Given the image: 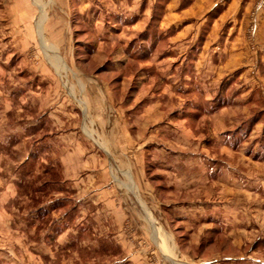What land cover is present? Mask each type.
I'll use <instances>...</instances> for the list:
<instances>
[{"label": "rangeland", "instance_id": "rangeland-1", "mask_svg": "<svg viewBox=\"0 0 264 264\" xmlns=\"http://www.w3.org/2000/svg\"><path fill=\"white\" fill-rule=\"evenodd\" d=\"M241 1L249 2L242 35L247 51L255 58L260 51L264 0ZM67 2L0 0V264H228L222 260L252 253L264 261V66L259 59H253L251 79L237 83L235 75L222 81L214 96L215 106L195 93L191 103H186V108L198 106V118L209 107L215 111L225 108L218 116L191 118L186 127L175 120L166 124L165 117L176 102L186 99L168 93L167 100L171 101L157 108L156 130L147 131L146 137L151 133L154 139L153 149L138 144L142 133L110 129L107 120L101 124L103 129L99 124L94 129L83 126L76 135L98 153L93 157L103 159V172L88 170L89 161H79L80 178L64 180L61 169L49 160L45 144L56 135L73 137L75 130L58 129L59 124L53 129L45 122L42 131L37 129L33 122L36 112L20 110L19 86L28 83L23 91L27 88L33 100L37 65L48 64L57 74L69 72L60 47L70 48L71 36L64 26L62 32L57 26L65 20L62 10ZM166 2L157 0L156 9L162 11ZM194 2L183 0L179 12ZM228 2L217 0V5L227 8ZM70 5L73 45L79 51L74 58L82 62L83 72L108 75L116 103L120 100V75L136 74L142 66L117 65L127 57L119 50L121 46L106 43L100 49L105 55L94 57L98 63L86 65L94 59L87 48L98 47L97 37L91 23L85 22L78 0ZM113 20L105 16L99 27H105L106 22L107 27L120 29ZM159 20L151 23L150 41H160ZM145 30L129 37L127 49L134 47L137 55L151 50L146 42L150 33ZM149 84L157 93L163 91L164 85L156 78L145 85L132 81L129 93L137 86L147 90ZM43 88L39 87L40 91ZM43 92L39 95L44 96ZM148 116L152 119L151 114ZM19 117H29L28 129H21ZM123 132L129 137L127 142ZM25 135L28 140H24ZM149 154L162 155L155 158L169 156L167 162H160L176 167L173 174H167L176 181V191H166L158 173L166 174L150 166ZM133 170L144 174L142 182L135 181ZM82 195L87 201L81 205ZM107 198H112L119 226H114L113 217L107 215Z\"/></svg>", "mask_w": 264, "mask_h": 264}, {"label": "crops", "instance_id": "crops-1", "mask_svg": "<svg viewBox=\"0 0 264 264\" xmlns=\"http://www.w3.org/2000/svg\"><path fill=\"white\" fill-rule=\"evenodd\" d=\"M67 1V7L62 10L65 20L60 21L57 26L61 28V32L64 26L65 31L68 30L71 36V47L68 49L60 47L65 51L64 58L69 72L57 74L48 64H43L44 67L37 65L35 68L38 72L35 74L37 76H35L37 78V85L35 84L37 89L32 91L34 94L33 100L36 97L34 103L30 99L29 90L26 88L23 91V87L28 86V83L27 85L22 83L19 86L21 89L19 96L20 110L25 113H29L30 110L36 112L37 118L33 122L37 129L41 127L42 122H45V124L49 123L53 129L59 127L58 129L64 131L75 130L72 133L74 134L73 137L60 138L56 135L52 137L54 139H49L48 144H45L49 160L61 169L60 175L64 180L75 179L76 181L80 178L82 170L80 168L82 167L80 164L76 165L79 161H89L88 170H94L98 174L103 172L101 163L103 159L93 157L98 153H94L93 147L92 150L89 148L90 143V145L87 144L84 139L76 135L78 134L76 131L80 132L83 126L90 127L91 125L94 129V127H98L97 124H104L103 122L107 120L110 129H131L138 135L142 133L138 144L147 147L148 150L153 149L154 139L151 137V133L146 137L147 131L156 130L155 127L158 124L157 114L160 113L159 110L163 107L162 104L165 105L171 101L167 100L168 93H175L186 99H183V102H176L177 104L165 117L166 124L175 120L183 122L186 127L191 118H198L199 108L197 105L186 108L187 104L191 103L190 98L193 97L194 93L200 98L205 97V100L211 106H215L213 104L214 96L224 79L227 81L236 75L235 81L242 83L251 79L250 67L254 61L259 59L260 64L264 66V21L258 38V44L260 45L258 57H256L257 55L255 58L250 56L243 40L242 33L245 27L243 20L247 17L249 2L242 4L241 0H230L227 8L223 7L225 8L223 9L222 7L219 8L217 0H195L191 8L179 12L183 0H168L162 11L156 9L157 0H109L112 2L111 5H105L99 0H81V2L78 0L85 22L91 23L89 24L92 25L90 29L94 31L93 33L97 37L98 47L92 50L90 57L94 58L96 55L101 54V45H104V43L118 44L121 46L119 50H121L122 55H126L127 59H120L117 63L115 62L117 65L119 63L122 68H128V64L131 63L141 64L140 66H142L136 71V74H128L122 78L120 75L117 80L120 100H116L115 103L114 92L111 87L113 85H110L108 75L105 72L85 73L80 66L82 62L74 58L79 51L73 45L74 25L71 21L73 11L72 5H70L72 0ZM245 4L247 5L245 6ZM93 7L95 9H92ZM105 16L107 18L112 17L116 24L121 25L120 29L113 30L114 27H109V22L107 23L108 27L105 22V27L101 29L99 26H101ZM156 18H160L158 22V32L161 35L159 42L150 41L153 37V34L150 33L153 27L151 23ZM56 27H54V30ZM145 29H147V33H150L146 42L150 44L151 50L146 55H137L134 47L127 49L129 37L137 34V32H144ZM25 49L27 51V48ZM20 51L22 55L23 48H20ZM23 55L22 57L25 58ZM104 55L102 53L101 58ZM21 60L24 61L22 58ZM92 62L98 63L95 58L83 63L93 65ZM156 78L164 85L163 91L157 93L154 85L149 84L147 90L142 89L141 86L134 89L133 86V93H129L130 88H132V81H135L138 85L142 81L145 85ZM39 87H44L43 89L46 91H40ZM41 92L44 93V96L39 95ZM243 93L237 94L235 100L239 101L238 99L241 98ZM128 98H132V100L128 101ZM163 99L164 102L161 103ZM110 108L111 110H109ZM223 109L215 111L214 108L209 107L208 111L198 119L215 114L218 116ZM112 110L114 111L110 113ZM149 114L152 115V119L151 116H148ZM174 114L178 117H174ZM19 118L21 129L23 126L28 129L29 117L26 119L25 117ZM58 124L60 126L57 127ZM161 126H163L162 123ZM44 127L43 125L40 131ZM100 127L103 129L102 125ZM124 135L127 142L129 137L127 133ZM82 136L83 134L80 135V137ZM25 137L24 140L29 139L28 135H25ZM142 137L143 139H141ZM212 138H217V135ZM64 140L68 141L64 142ZM212 142L215 143L214 140ZM71 145L74 146V149H70ZM37 146L39 147L40 144H37ZM149 153L152 154L153 152L150 151ZM86 154L91 155V157L85 159ZM150 154L149 159L152 162L150 166L158 172L164 171V174H166L161 175V173H158L160 174L158 178H160L161 183L166 186L164 188L168 189L166 191H173V188L176 191V181H171L172 177L167 175L169 172L173 174L176 167L160 162L161 159H164V163L167 162L169 156L164 155L163 158H155L162 157V155L154 154L151 156ZM26 158L27 155L21 159L22 162ZM94 161L95 165L93 164ZM132 172L135 181L142 182L144 174L141 175V172L135 170ZM104 194L107 195V193ZM107 200L106 204L109 205L110 209V213L107 215L113 217L114 223L112 224L114 226H119L116 218L117 213L113 211L112 198H107ZM86 201L87 199L82 195L79 203L82 205ZM222 261H226L228 264H264V261L256 257L255 253L240 257H229Z\"/></svg>", "mask_w": 264, "mask_h": 264}, {"label": "trees", "instance_id": "trees-1", "mask_svg": "<svg viewBox=\"0 0 264 264\" xmlns=\"http://www.w3.org/2000/svg\"><path fill=\"white\" fill-rule=\"evenodd\" d=\"M87 52L88 53H91L92 52V50H90L89 48H87ZM59 206H61V205H59ZM57 207V206H56ZM39 217H41L42 218V214H40V216Z\"/></svg>", "mask_w": 264, "mask_h": 264}]
</instances>
